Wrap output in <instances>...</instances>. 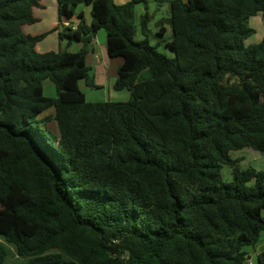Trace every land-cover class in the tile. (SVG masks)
<instances>
[{"label": "trees", "instance_id": "16d2710c", "mask_svg": "<svg viewBox=\"0 0 264 264\" xmlns=\"http://www.w3.org/2000/svg\"><path fill=\"white\" fill-rule=\"evenodd\" d=\"M42 1L0 0V238L23 258L11 264H252L264 170L231 153L264 152V37L246 43L264 0H154L169 6L173 57L150 43L148 10L135 39L136 7L153 0H56L61 21L83 4L91 24L81 13L76 27L27 33ZM100 30L127 101L89 102L80 86L97 87L87 60ZM54 31L82 49L38 51Z\"/></svg>", "mask_w": 264, "mask_h": 264}, {"label": "rangeland", "instance_id": "374dc122", "mask_svg": "<svg viewBox=\"0 0 264 264\" xmlns=\"http://www.w3.org/2000/svg\"><path fill=\"white\" fill-rule=\"evenodd\" d=\"M164 5L159 4L156 1H151L149 4V7L147 8L145 5L140 4L136 7V17H135V22H136V26L138 27V32L135 36L136 40H142L144 39V36L141 32V18L142 16L146 13V11L148 10L149 15L152 16V18L150 19V23H149V41L152 45H156L158 47V50L166 55H169V57H173L175 56V52L174 51H169V48L167 47V45L165 44V42L169 39H171V37L173 36V30L169 24V20H168V15L165 11H163L162 9ZM259 16H261L259 14ZM256 18V16L254 17V19ZM63 19H67V17H63ZM165 19V20H164ZM73 24V22H71ZM47 23H41L38 26L41 29H45L46 28ZM161 25H166L168 28V31L165 35H161L159 33L160 30V26ZM250 25L256 29V33L251 36L250 38L247 39L246 43L248 45H252V44H256L259 41H261L264 37V19H262V17H260L259 19H255V20H250ZM38 28V27H37ZM39 29V28H38ZM54 29V28H52ZM50 29V30H52ZM25 31H27V29H25ZM49 31V30H48ZM55 32V31H54ZM53 33V32H52ZM98 33V32H97ZM105 31L101 30L99 31V35L101 38L100 42H97V46L95 47V50L97 52V56L103 54L107 55V51H106V37H105ZM51 35V33L49 34ZM48 35V36H49ZM49 37L46 41H45V45L44 43L41 45L42 47L45 46H56L58 44V39L55 35V38L53 40V38ZM60 40V39H59ZM60 42V41H59ZM89 47V54H88V65L91 66H95V64H93L92 59L95 61L94 59V55H93V51H92V45L88 46ZM105 53V54H104ZM112 62L116 63H121L120 58H117L115 60H112ZM120 66V65H119ZM118 66V67H119ZM90 74L93 76L95 74L94 69L91 67V72ZM142 75L144 77H147L149 75V71L145 70ZM98 76L97 78L99 79ZM97 79V81H98ZM53 84V83H52ZM54 86V84H53ZM80 86L83 89V91L86 94L87 100L89 102H96V101H115V100H120V98H117L119 94H125L126 92H129L128 89H126V92L123 91V93H121V91H117L115 89L112 88H108L107 86H102V87H90V86H86V81L82 80L80 82ZM47 95L50 96H55L56 92H55V87H54V92L50 93L49 89L48 91H46ZM131 97V96H130ZM51 111H54V109H51ZM233 158H239L240 160V165L242 168H248V167H252L254 169H258V170H264V152L263 151H258L252 148H244L241 150H237V151H232L231 153ZM222 173H223V178L225 181H230L232 180V169L229 166H224L222 169ZM262 215L264 217V210L262 211ZM261 238L264 236V233H261ZM264 239V238H263ZM264 242V241H263ZM0 243L5 244L7 246L8 249V257H7V261L6 264H11V263H16V262H21L23 261V258L19 257L16 248L5 242L3 239L0 238ZM246 250L248 251L249 255H250V262L252 264H256L257 263V255L253 248L248 247L246 248Z\"/></svg>", "mask_w": 264, "mask_h": 264}, {"label": "crops", "instance_id": "0c3cea01", "mask_svg": "<svg viewBox=\"0 0 264 264\" xmlns=\"http://www.w3.org/2000/svg\"><path fill=\"white\" fill-rule=\"evenodd\" d=\"M115 1L118 4H125V3L129 2L130 0H115ZM163 7L164 8L162 10L165 11L167 13V15H168V8H169L168 4H164ZM81 13L84 15L86 23L88 25H90L91 22H92L91 7L90 6H86V5H83V4L80 5L77 8L76 15L74 17H72L70 19H68V18L67 19H63L62 18V21H61L59 19V15H58V3H57V1L56 0H43L42 3H41V6L40 7H36L34 9V15L38 19V22L35 23V24H32V25L24 26V30L27 29V31H26L27 33H31V34L35 35V34H39V33H42V32H46V31H48V30H50L52 28H55L57 26H59L60 30H63L65 27H68V26L76 27L78 25V23L81 21V18L79 17V15ZM260 17H262V19H263L262 15L261 16H259V15L256 16L255 19L257 20ZM151 18H152V16H151ZM255 19L253 17L251 20H255ZM43 22L47 23L45 29H41L38 26L39 24H41ZM71 22H73V24ZM105 33H106V31H105ZM55 35H56V37L58 39V37H59L58 36V31H55V32L51 33V35L47 36L43 41L38 43L37 50L40 51V52H46V51H49V50H52V49H54V50H58L59 48L64 49L67 45H69V49L71 51H78V50L82 49V47H83V43H81V42L80 43L79 42H71V43H69L68 40L60 41L59 39H58V44L56 46H52V45L45 46V47L41 46L43 43L45 45V41L49 37L53 38V40H54ZM105 37H106V51H107V33L105 34ZM100 41H101V38H100V35H99V31H98V33H96V35L93 38V41L91 43L92 51H93V55H94V59H95V61L92 59L93 64H95V66L94 65L91 66L94 69V71H95V74L93 75V77L95 79L97 87L107 86L108 88L114 89V85H115V82H116V79H117V76H118V70H119V67L123 64V59L120 58L121 63L119 62V63L115 64L114 62H112V60H115L117 58H110L109 55H108V52H107L108 58H107L106 55H103V54L97 56L98 54H97V52L95 50V47L97 46V42H100ZM98 76H101V77H99V79H98L97 78ZM97 79H98V81H97ZM54 87H55V85L53 86L52 82L47 80L45 82V84H44L45 93H46V91H48V89H49L50 93H53L54 92ZM123 91L126 92V89L121 90V93H123ZM55 92H56L55 96H57L56 87H55ZM48 96H50V95H48ZM55 96H51V97H55ZM130 96H131L130 91L126 92L125 94L124 93L123 94H119L117 98H120V100L117 99L115 101H127V100L130 99ZM111 101H113V100H111ZM52 112H54V111L50 110V113H52ZM256 170H258V169H256ZM263 238H264V236L262 238L260 237V240L257 243H255V244L246 245L244 247V249L246 250V248H248V247L251 248L252 247L253 250L255 252H257L256 255L258 256L259 253L264 251V242H263L264 239ZM256 259H257V257H256Z\"/></svg>", "mask_w": 264, "mask_h": 264}]
</instances>
